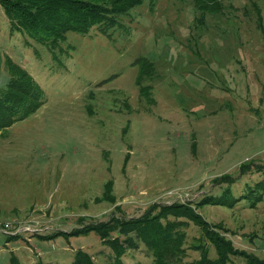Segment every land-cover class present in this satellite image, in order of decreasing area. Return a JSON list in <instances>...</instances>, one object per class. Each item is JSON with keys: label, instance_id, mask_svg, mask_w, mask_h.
<instances>
[{"label": "rangeland", "instance_id": "1", "mask_svg": "<svg viewBox=\"0 0 264 264\" xmlns=\"http://www.w3.org/2000/svg\"><path fill=\"white\" fill-rule=\"evenodd\" d=\"M38 52L0 12V89L10 58L45 99L0 133V227L18 233L1 229L0 264L70 263L78 250L103 264L96 232L66 234L172 204L264 260V194L255 209L198 206L264 179V0H223L217 13L143 0L107 35L67 33L54 63ZM187 232L208 247L198 227ZM199 257L188 250L182 264ZM124 261L152 264L143 245Z\"/></svg>", "mask_w": 264, "mask_h": 264}, {"label": "trees", "instance_id": "2", "mask_svg": "<svg viewBox=\"0 0 264 264\" xmlns=\"http://www.w3.org/2000/svg\"><path fill=\"white\" fill-rule=\"evenodd\" d=\"M142 1L0 0V12L8 19L10 30L22 35L23 43L33 50L35 56L40 50L49 52L54 63L61 52V45L65 43L67 33L87 35L95 29L107 35L121 24V18L128 15L132 8L141 5ZM192 1L201 13L220 12L223 5V0ZM138 63L140 72L137 84L140 85L139 81L144 76L143 68L147 65V60L142 59ZM5 70L8 74L7 82L0 89L1 134L15 123L35 113L45 103L43 93L27 71L10 58L5 60ZM145 91L149 92L148 86L141 88L142 94H146ZM256 172H264V168L257 169ZM227 193L228 191L225 195L222 193V201L221 199L216 201L215 197L210 195L204 196L198 206L222 205L233 209L238 203L243 202L250 209H255L263 198L264 179L248 185L247 191L238 197L226 196ZM152 208L153 210L139 218L125 220L112 217L109 223L89 224L66 235L78 236L96 232L103 251H108L103 264H125L124 257L128 252L138 250L141 245L152 258V264H182L188 250H197L200 254V257L191 264H239L234 260L236 257L244 259L245 264H264V260L236 249L221 235L219 229L195 214L191 208H184L180 204ZM191 224L198 227L201 235L209 241L208 247L203 243L189 244L187 229ZM62 234L64 233L57 235ZM16 236L9 238L11 240V237ZM63 264L97 263L94 257L78 250L70 263Z\"/></svg>", "mask_w": 264, "mask_h": 264}, {"label": "built area", "instance_id": "3", "mask_svg": "<svg viewBox=\"0 0 264 264\" xmlns=\"http://www.w3.org/2000/svg\"><path fill=\"white\" fill-rule=\"evenodd\" d=\"M5 228H7L8 230L0 227V231L2 229L5 233H9L8 235H10V236H16V235H18V233L17 232H14V230L12 232L9 231V229L11 228L10 226L6 225Z\"/></svg>", "mask_w": 264, "mask_h": 264}]
</instances>
